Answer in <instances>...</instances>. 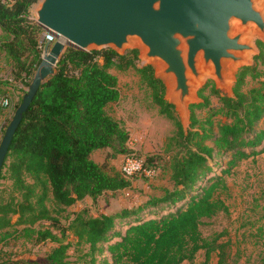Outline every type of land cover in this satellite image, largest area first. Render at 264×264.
Listing matches in <instances>:
<instances>
[{
  "label": "trees",
  "instance_id": "1",
  "mask_svg": "<svg viewBox=\"0 0 264 264\" xmlns=\"http://www.w3.org/2000/svg\"><path fill=\"white\" fill-rule=\"evenodd\" d=\"M36 1L15 0L8 6L0 0V29L5 34L0 49L14 77L28 78L27 88L42 59L46 30L29 17V7ZM256 44L260 52L253 65L238 70L234 96L227 97L212 86L211 94L219 102L213 105L200 89L202 102L190 106V124L184 132L174 106L164 100L165 87L154 77L153 67L138 66L137 50L119 55L112 49L85 51L66 43L54 74L39 86L22 114L0 170V180L6 177L11 183L9 198L0 200V231L22 226L5 237L31 236L35 243L49 240L55 245L44 262L7 255L0 264H67L72 244L83 250L84 264H181L192 261L200 250L206 264L213 252L221 255L224 244L218 235L205 237L201 224L226 210L220 196L227 190L225 177L242 160L264 152V71L258 68L264 64V44ZM129 67L152 90L160 112L175 121L179 150L171 158V188L115 212L88 215L83 209L64 225L57 214L77 201L96 199L129 184L124 176L109 175L104 163L91 157L98 149L127 152L129 135L107 107L120 97L117 76L109 70ZM247 77L253 85L245 89ZM194 108L205 110L206 115L199 119ZM144 166L156 170L145 159ZM41 220L49 226L37 227ZM67 232L73 241H64Z\"/></svg>",
  "mask_w": 264,
  "mask_h": 264
},
{
  "label": "water",
  "instance_id": "2",
  "mask_svg": "<svg viewBox=\"0 0 264 264\" xmlns=\"http://www.w3.org/2000/svg\"><path fill=\"white\" fill-rule=\"evenodd\" d=\"M29 17L53 32L30 85L0 142V170L18 127L39 86L54 74L66 43L85 51L112 49L119 55L137 50L164 84V100L179 114L184 132L190 106L202 98L206 79L233 97L241 67L264 43V0H37Z\"/></svg>",
  "mask_w": 264,
  "mask_h": 264
},
{
  "label": "rangeland",
  "instance_id": "3",
  "mask_svg": "<svg viewBox=\"0 0 264 264\" xmlns=\"http://www.w3.org/2000/svg\"><path fill=\"white\" fill-rule=\"evenodd\" d=\"M3 39L5 34L0 29V42ZM258 39H254L255 43L259 41ZM258 50L260 52V48ZM137 64L140 66L147 62L139 59ZM258 68L264 71V64H259ZM109 71L117 76L120 97L117 102L108 105L107 112L128 133L127 152L112 154L110 149H98L91 157L97 163H104V169L109 175L120 178H122L120 165L127 153L143 157L148 165L156 167V172L151 177L129 179V184L125 188L115 192L107 191L96 199L86 197L77 201L57 214L64 225L68 224L73 213L83 209L88 215L115 212L125 207L139 205L150 196L161 195L163 189L171 188V158L179 150L175 141L177 131L175 121L160 112L159 106L153 101L152 90L134 68L129 67L126 70L111 68ZM13 73L9 59L0 49V90L8 93L12 99L8 109H0V142L13 117L15 106L23 91L28 89L25 86L28 78L24 74L15 78ZM252 85L253 81L247 77L245 89ZM212 86L215 87V83L208 78L198 92L204 89L203 94L210 96L213 105H219L217 98L211 94ZM194 112L199 119L206 115L203 109L194 108ZM175 114L180 121L176 110ZM217 161L224 163V159L219 158ZM225 182L227 190L220 196L226 210L205 219L200 227L207 238L218 235V241L224 244V250L221 255H218L217 251L213 252L206 264H220L219 256L222 257L220 259L222 264H260L264 253V152L242 160L233 169L232 174L225 177ZM10 185L6 177L0 180V200L9 198ZM46 205L51 207V201H47ZM52 213L55 214L53 211ZM12 220L15 221L16 216H12ZM36 226L45 228L49 225L47 221L41 220ZM21 227L14 226L7 228L5 232L0 231V261L11 255L15 259L44 262L46 254L55 244L49 240L35 243L31 236L5 237L12 234L13 229ZM50 228L59 235L57 229ZM73 239L71 232H67L64 241ZM82 253L80 246L72 244L68 249L67 264H84L81 260ZM203 259V252H200L194 260L186 264H204Z\"/></svg>",
  "mask_w": 264,
  "mask_h": 264
},
{
  "label": "built area",
  "instance_id": "4",
  "mask_svg": "<svg viewBox=\"0 0 264 264\" xmlns=\"http://www.w3.org/2000/svg\"><path fill=\"white\" fill-rule=\"evenodd\" d=\"M2 3L10 6L15 0H1ZM56 39L53 32L45 30L42 38L43 52L47 43H52ZM42 52V53H43ZM11 97L6 92H0V109H8L11 106ZM120 172L126 179H132L136 176L151 177L156 170L152 167L144 166V158L134 154H126L120 165Z\"/></svg>",
  "mask_w": 264,
  "mask_h": 264
},
{
  "label": "crops",
  "instance_id": "5",
  "mask_svg": "<svg viewBox=\"0 0 264 264\" xmlns=\"http://www.w3.org/2000/svg\"><path fill=\"white\" fill-rule=\"evenodd\" d=\"M200 252H203V256H204V251L203 250H200L198 253H200ZM197 253V254H198ZM197 254H196V256H197ZM195 256V257H196ZM212 257V254H211V256H210V258ZM194 260V259H193ZM203 261H204V259H203ZM187 262H190V261H183L181 264H186Z\"/></svg>",
  "mask_w": 264,
  "mask_h": 264
}]
</instances>
